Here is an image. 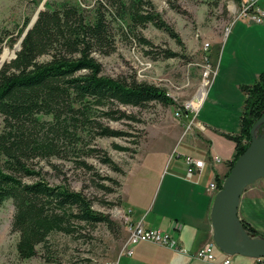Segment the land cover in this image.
I'll return each mask as SVG.
<instances>
[{
  "label": "trees",
  "instance_id": "obj_1",
  "mask_svg": "<svg viewBox=\"0 0 264 264\" xmlns=\"http://www.w3.org/2000/svg\"><path fill=\"white\" fill-rule=\"evenodd\" d=\"M84 3L82 7L66 1L47 2L16 57L0 69V115L3 117L0 207L7 199H13L12 229L19 234L16 247L21 259L37 256L39 246L50 252V238L54 233L73 235L82 224L113 223L109 215L94 209V200L83 190L73 189L66 181L52 184L46 180L39 161L72 160L96 180L101 176L86 161V157L94 156L124 176L127 172L121 165L91 144L98 136L131 135L111 128L102 119L138 121L120 106L144 108L153 102L164 106L174 103L162 86L135 77L104 75L101 63L94 56L95 52L110 55L116 51L113 23L125 38L137 39L148 48L154 44L142 35L140 28L150 23L180 42V36L162 18L153 1L84 0ZM25 27L16 37L6 31L0 33V44L7 37V43L13 46ZM165 52L166 57L174 55L171 51ZM151 53L152 49H147L146 54ZM243 91L246 98L240 132L224 134L236 143L227 175L250 145L253 126L264 116V71L253 85L243 86ZM43 115L51 119H44ZM256 135H264V123L257 128ZM116 148L131 152V156L138 152L126 146L116 145ZM101 179L122 188V182L116 178ZM217 181L221 188L224 179ZM95 184L109 193L114 191L106 183ZM241 224L249 235L264 237V233L256 231L247 221L241 220Z\"/></svg>",
  "mask_w": 264,
  "mask_h": 264
},
{
  "label": "rangeland",
  "instance_id": "obj_2",
  "mask_svg": "<svg viewBox=\"0 0 264 264\" xmlns=\"http://www.w3.org/2000/svg\"><path fill=\"white\" fill-rule=\"evenodd\" d=\"M42 1L0 0V33L6 31L16 37L27 21H31ZM64 1L85 6L84 0L47 2ZM152 1L162 18L180 36V42L150 23L140 28L142 35L154 44L152 48H148L137 39L125 38L117 24L113 23L116 51L110 55L94 53L102 65L104 75L128 79L135 77L140 81L154 83L164 87L174 101L169 106L157 102L144 108L120 106L127 114L136 116L138 121L102 119L104 124L130 133L131 136H98L91 145L105 151L126 172L132 163H184L188 157L196 158L192 153L199 149L187 144L192 137L191 133L186 137L187 141L184 140L178 135L180 128H177V124L181 122L182 130H188L195 119L215 118L210 114L208 104L211 102L210 92L218 73L220 77L227 74L235 81L249 70L262 68L264 71V23H252L247 17L240 16L247 0ZM256 5L264 11V0H258ZM249 24L254 25L251 30L242 28L243 25L248 28ZM7 40L5 37L0 44V61L5 59L4 63L11 60L18 42L10 46ZM147 49H152V53L146 54ZM165 50L174 55L166 57ZM207 69H212L215 73L210 85H205L206 93L200 103L196 100V95L208 83L209 79L205 75ZM207 100L208 104L203 108ZM43 118L51 119V116L43 115ZM2 128L3 117L0 115V131ZM116 145L137 149L138 152L131 156V152L119 150ZM86 161L95 167L101 178H116L123 186L127 173L124 176L116 173L98 157H86ZM39 163L46 180L52 184L66 181L73 189L83 190L94 200V209L109 215L113 223L82 224L73 235L54 233L50 238V252L39 246L37 256L21 259L16 247L19 234L12 229L15 205L13 199H7L0 207V264H117L118 258L126 254L130 225L122 188L105 179L93 180L91 173L75 166L72 160L52 158L49 162L41 160ZM49 163H54L57 167ZM136 176V172H130L127 183ZM95 183H106L114 191L109 193L98 188ZM252 187L257 193L264 194V178L248 189ZM106 202H112L113 205L109 206ZM237 216L241 225L243 219L239 215V207ZM233 257L237 262L247 259L241 255Z\"/></svg>",
  "mask_w": 264,
  "mask_h": 264
},
{
  "label": "crops",
  "instance_id": "obj_3",
  "mask_svg": "<svg viewBox=\"0 0 264 264\" xmlns=\"http://www.w3.org/2000/svg\"><path fill=\"white\" fill-rule=\"evenodd\" d=\"M252 26L254 25L251 24L247 28L243 25L242 28L251 30ZM262 71V68L249 70L235 81L227 74L220 77L218 73L210 92L211 102L208 104L207 100L203 106L204 108L208 104L210 114L215 118L195 119L188 130H182L181 122L177 124V128H180L178 135L184 140L187 141L186 137L191 133L192 137L187 144L199 149L192 154L195 159L205 162L202 169L184 161L132 163L127 171L122 195L130 225L142 223L147 228L169 231L188 254L173 248L141 242L134 246L132 255L122 254L117 264H206L190 255L196 254L204 245L214 240L211 209L216 193L209 185L213 181L218 184L217 179L225 180L227 177L228 161L235 156L236 143L224 134L240 132V119L246 98L243 86L253 85ZM200 114L202 115V111ZM221 120H227L228 123ZM190 167L195 171L192 177L188 175ZM132 171L136 172L137 176L127 183V177ZM238 207L240 217L250 223L256 231L264 233V194L257 193L253 187L247 188ZM217 256L222 259L225 255L217 251ZM255 263L256 260L249 257L241 262L234 260V264Z\"/></svg>",
  "mask_w": 264,
  "mask_h": 264
},
{
  "label": "water",
  "instance_id": "obj_4",
  "mask_svg": "<svg viewBox=\"0 0 264 264\" xmlns=\"http://www.w3.org/2000/svg\"><path fill=\"white\" fill-rule=\"evenodd\" d=\"M47 1L48 0L42 1L35 15L26 26L15 45L14 54L10 57L11 59L15 58L17 52L21 49L26 35L33 28L41 11L45 10ZM4 61L5 59L0 61V69L4 64ZM262 123H264V116L253 126L251 130L252 141L250 145L235 162L230 173L225 178L222 187L216 193L213 201L211 209L213 238L219 250L225 255H241L254 259L264 257V237L249 235L242 227L246 233V238L242 241H236L232 239L228 231L232 210L236 211L235 217L239 221L237 210L244 190L259 179L264 178V159L259 160L261 150L264 149V135H256V130Z\"/></svg>",
  "mask_w": 264,
  "mask_h": 264
},
{
  "label": "built area",
  "instance_id": "obj_5",
  "mask_svg": "<svg viewBox=\"0 0 264 264\" xmlns=\"http://www.w3.org/2000/svg\"><path fill=\"white\" fill-rule=\"evenodd\" d=\"M258 0H247L246 4H244V8L240 16L247 17L250 21L256 23H264V11H261L257 7ZM209 46V43H207ZM215 72L212 69H207L205 72L206 77L209 79L208 83L205 85H210L211 77L214 75ZM179 114V113H178ZM177 114V115H178ZM180 115V114H179ZM186 162L191 165L195 166L196 168L202 169L204 167V161L195 159L192 157L186 158ZM195 171L193 167H190L188 171L189 177L194 175ZM210 189L213 190L215 193L219 191V186L217 182L213 181L209 185ZM129 220V219H128ZM129 237L128 242L126 245V254L132 255L134 252V246L141 242H149L156 245L173 248L178 252H182L188 254L185 249H182L178 244V239L175 238L172 233L162 229H153L147 228L142 223H138L135 225H130L129 227ZM217 251H220L216 242L214 240L208 242L204 245L196 254L190 255L195 259H199L204 261L206 264H234L233 256L225 255L224 258L219 259L217 256ZM255 264H264V257L256 258Z\"/></svg>",
  "mask_w": 264,
  "mask_h": 264
},
{
  "label": "bare ground",
  "instance_id": "obj_6",
  "mask_svg": "<svg viewBox=\"0 0 264 264\" xmlns=\"http://www.w3.org/2000/svg\"><path fill=\"white\" fill-rule=\"evenodd\" d=\"M206 93V87L205 84L200 88L199 92L196 95V100L201 103L204 95ZM264 159V149L261 150L259 160ZM236 211L232 210L231 217L229 220V225H228V231L232 239L236 241H242L246 238V233L242 226L239 224V221L235 217Z\"/></svg>",
  "mask_w": 264,
  "mask_h": 264
}]
</instances>
